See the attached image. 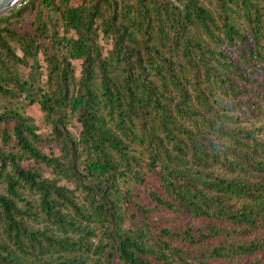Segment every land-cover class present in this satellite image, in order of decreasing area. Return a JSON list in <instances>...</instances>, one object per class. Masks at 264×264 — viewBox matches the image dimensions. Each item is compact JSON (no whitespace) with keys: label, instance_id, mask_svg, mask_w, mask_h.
Instances as JSON below:
<instances>
[{"label":"trees","instance_id":"trees-1","mask_svg":"<svg viewBox=\"0 0 264 264\" xmlns=\"http://www.w3.org/2000/svg\"><path fill=\"white\" fill-rule=\"evenodd\" d=\"M0 97V264H264V0H24Z\"/></svg>","mask_w":264,"mask_h":264},{"label":"rangeland","instance_id":"rangeland-1","mask_svg":"<svg viewBox=\"0 0 264 264\" xmlns=\"http://www.w3.org/2000/svg\"><path fill=\"white\" fill-rule=\"evenodd\" d=\"M73 5H77V2H74ZM28 26H30V25H28ZM26 29H28V31L30 33L32 32L31 28L28 27ZM73 35H74V33L72 32L69 36H73ZM107 42H109V41L103 40L102 44L104 46H106V48H110L109 47L110 43H107ZM75 64L77 66L78 75H79L80 63L79 62H75ZM21 72H22L23 75L27 76V75H29L31 73V69H29V68H21ZM10 102H11V100L0 97V105L11 107L12 105L10 104ZM13 106L16 107V108H19L21 105H20V103H18L16 101H13ZM26 110L28 111L29 114L32 115V117H34V119L36 121V124L43 128L42 131L43 132H47L48 129H46V127L44 125L43 115L41 114L39 109L38 108H34V109L26 108ZM261 124H264V120L262 121ZM251 238H253V237H251Z\"/></svg>","mask_w":264,"mask_h":264},{"label":"water","instance_id":"water-1","mask_svg":"<svg viewBox=\"0 0 264 264\" xmlns=\"http://www.w3.org/2000/svg\"><path fill=\"white\" fill-rule=\"evenodd\" d=\"M24 0H0V17L17 8Z\"/></svg>","mask_w":264,"mask_h":264}]
</instances>
